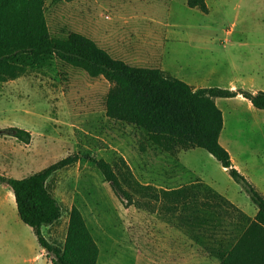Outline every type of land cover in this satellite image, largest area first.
<instances>
[{"label": "rangeland", "instance_id": "obj_1", "mask_svg": "<svg viewBox=\"0 0 264 264\" xmlns=\"http://www.w3.org/2000/svg\"><path fill=\"white\" fill-rule=\"evenodd\" d=\"M205 2L207 12L188 7L187 0H45L44 7L52 37L93 30L96 43L113 58L134 67L164 69L166 76L194 89H264V0ZM109 87L102 76L89 77L59 60L46 75L28 71L0 82V132L18 128L31 135L28 147L0 134V175L22 179L77 154L76 163L56 171L46 184L55 190L62 219L68 217L71 203L81 211L103 255L134 252L152 228L193 226L185 222L180 208L169 212L167 199L134 194L135 202L129 204L116 196L91 159H102L116 171L123 170L122 160L140 184L156 189L195 185L201 182L195 176L200 173L241 205L253 206L205 150L194 148L181 155L186 166L178 157L186 150H176L172 156L152 147L143 131L108 119L104 98ZM240 97L214 101L232 137L233 157L241 159L242 153L240 161L255 189L264 192V130L257 126L263 125L264 110ZM5 191L0 184V199L6 201L0 206V227H9L10 235L0 239L24 235L37 244ZM208 233L198 230L190 235L202 253L217 248L218 237ZM13 245L10 240L9 249L0 247V264H31L23 261L22 254L15 258Z\"/></svg>", "mask_w": 264, "mask_h": 264}, {"label": "trees", "instance_id": "obj_2", "mask_svg": "<svg viewBox=\"0 0 264 264\" xmlns=\"http://www.w3.org/2000/svg\"><path fill=\"white\" fill-rule=\"evenodd\" d=\"M44 4L45 0H0V82L15 80L28 71L46 75L55 70L57 60L79 67L89 77L105 78L110 84L104 98L108 119L143 131L147 141L164 152L205 150L240 185L257 212L252 219L247 217L203 182L172 190L156 189L140 184L122 160L123 170L116 171L102 159H91L115 195L129 204L135 202L134 194L167 199L169 212L180 208L185 222L193 227L221 229L224 218L228 217L234 223L235 243L225 250L226 245L220 242L211 254L220 259L219 264L233 261L264 264V197L233 167L229 153L220 144L224 118L214 101L241 96L254 109L264 110V91L194 89L178 78L166 76L159 68L134 67L113 58L80 32H70L65 38L52 37ZM187 5L207 12L205 0H187ZM10 130L19 142L30 143L29 132ZM77 161V154L68 155L22 179L0 175V184L14 195L16 215L31 228L40 247L51 257V264H96L97 261L98 246L75 205L70 208L63 246L50 243L42 233V227L53 224L62 215L59 202L45 183L56 171Z\"/></svg>", "mask_w": 264, "mask_h": 264}, {"label": "crops", "instance_id": "obj_3", "mask_svg": "<svg viewBox=\"0 0 264 264\" xmlns=\"http://www.w3.org/2000/svg\"><path fill=\"white\" fill-rule=\"evenodd\" d=\"M92 31L83 32V33L80 32V33L92 39L96 43L97 36L95 33H92ZM162 71H165V70L162 69ZM259 90L263 91L264 89L262 88L254 89L252 92H256ZM237 97H240V96H237ZM247 102L250 104L249 101ZM250 106L252 107L251 104ZM257 124L259 128H262L264 130V122H262L263 125H261L260 122H258ZM225 127L226 125H225V119H224L223 129L220 133L219 142L221 144V140L223 136L224 145L222 144L221 145L229 153V157H230L231 163L233 164V167L236 168L245 178H247L252 183V180L250 179L249 175L245 171V167H243L241 163L242 161H240L241 159H243L242 153H239V157H241V159L239 158L235 159V157H233L234 156L233 150L229 149V141L231 140L232 137L230 136L229 132L225 131ZM85 133H87L86 130H85ZM6 136H9V135H6ZM30 144L31 143H29L26 146L29 147ZM150 145L154 147L151 143ZM193 149L194 148L178 149V150H186V151L181 152L178 155V157L180 158V162L183 165H186V163L183 161L181 155L187 154L189 151H192ZM165 153L175 156L177 152L175 151V152H165ZM195 176H197L201 182L205 183L210 188H212L214 191H216L217 193L222 195L224 198H226L228 201H230L232 204H234L247 217L252 219L255 216L257 209L254 205L251 206L250 204H247V203L244 205H241L240 203L236 201V199L233 198L232 195H230V193L224 190H220L219 188L216 189L212 183L210 182L208 183L207 180L203 178L200 173L198 175L196 174ZM5 188H6V191H5L6 199H8V201H11L12 203L15 204L14 195L12 194L10 189H8L7 187ZM49 191L54 196L55 190L49 189ZM259 192L264 197V192L262 191H259ZM5 202H6L5 199L4 200L0 199V206H3ZM72 205L73 204L71 203V206ZM0 209L3 213V210H2L3 208H0ZM62 217L63 215H61V217L57 221H55L53 224L42 227V233H43V236L46 238V240L59 247L63 246L65 242L69 215L68 217L66 216L63 219ZM1 218H3V215H1ZM224 219H225L224 227L221 229H209V228H200V227L152 228L148 232L145 233L146 238H145V243L143 245H138V248L134 249V252L127 249L128 251L126 253H123L122 255L119 253H114V254L112 253V255L110 254L103 255L101 244L99 243V241H96L94 239L98 246V250H99L96 264H219L220 259L212 255L211 252L202 253V251L200 250L201 249L200 243L195 241L193 237L196 234V231L198 230L203 231V232L208 231L209 232L208 236H210L211 238L218 237L214 239L215 242L217 241V244H215V247H218L220 242H222L226 245L225 250L230 249L235 243V240L233 241L234 237L232 233L233 228L235 227L233 225L234 223L230 221L228 217ZM29 230L32 232L31 228H29ZM9 232H10L9 227H0V236H9L10 235ZM190 235H192L193 237H190ZM10 240L14 244L10 250L11 251L13 250V252H16V254H18V255H15V258H17L18 256L22 254L21 258L25 262H29L31 264H51V257L47 255L44 248L40 247V245L37 242L36 237H35V241L37 242V244H32L31 238L27 239V237H25L24 235L16 236L13 234V237L10 238ZM10 240L8 237H5L4 239H0V247L9 249ZM232 264H243V263L239 261H233Z\"/></svg>", "mask_w": 264, "mask_h": 264}, {"label": "water", "instance_id": "obj_4", "mask_svg": "<svg viewBox=\"0 0 264 264\" xmlns=\"http://www.w3.org/2000/svg\"><path fill=\"white\" fill-rule=\"evenodd\" d=\"M0 134L11 136L13 134V132L10 129H7L5 131L0 132Z\"/></svg>", "mask_w": 264, "mask_h": 264}]
</instances>
